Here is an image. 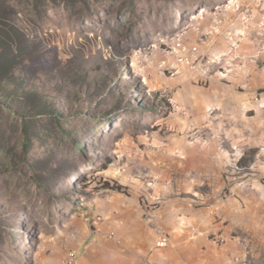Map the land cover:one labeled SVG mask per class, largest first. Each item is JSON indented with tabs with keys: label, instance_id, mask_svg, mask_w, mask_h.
Masks as SVG:
<instances>
[{
	"label": "rangeland",
	"instance_id": "obj_1",
	"mask_svg": "<svg viewBox=\"0 0 264 264\" xmlns=\"http://www.w3.org/2000/svg\"><path fill=\"white\" fill-rule=\"evenodd\" d=\"M138 222L264 264V0H0V264Z\"/></svg>",
	"mask_w": 264,
	"mask_h": 264
},
{
	"label": "crops",
	"instance_id": "obj_2",
	"mask_svg": "<svg viewBox=\"0 0 264 264\" xmlns=\"http://www.w3.org/2000/svg\"><path fill=\"white\" fill-rule=\"evenodd\" d=\"M230 205L221 203L222 210L217 213L221 219L228 217L225 214L230 210L233 211L232 208H239L235 202ZM216 220L217 218L213 216L211 222H216ZM199 228L213 231L211 230L212 227L204 223ZM156 240V232L152 228L141 227L138 222L137 226H133L127 232L128 249L119 251L115 261L111 264H244L241 255L228 245L218 246L212 241L174 242L168 247L158 248L156 247ZM218 242L222 243L220 240ZM85 257L84 255L81 256V258Z\"/></svg>",
	"mask_w": 264,
	"mask_h": 264
},
{
	"label": "built area",
	"instance_id": "obj_3",
	"mask_svg": "<svg viewBox=\"0 0 264 264\" xmlns=\"http://www.w3.org/2000/svg\"><path fill=\"white\" fill-rule=\"evenodd\" d=\"M254 189V187H252ZM218 240H223L222 237H220ZM169 242H170V238L168 236V234H163L159 240L157 241V247L159 248H163V247H167L169 245ZM76 253H72L71 254V259H70V262L68 264H76Z\"/></svg>",
	"mask_w": 264,
	"mask_h": 264
},
{
	"label": "bare ground",
	"instance_id": "obj_4",
	"mask_svg": "<svg viewBox=\"0 0 264 264\" xmlns=\"http://www.w3.org/2000/svg\"><path fill=\"white\" fill-rule=\"evenodd\" d=\"M221 242H223V240H220Z\"/></svg>",
	"mask_w": 264,
	"mask_h": 264
}]
</instances>
